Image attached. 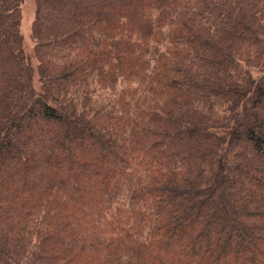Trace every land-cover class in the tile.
Wrapping results in <instances>:
<instances>
[{"label": "trees", "instance_id": "trees-1", "mask_svg": "<svg viewBox=\"0 0 264 264\" xmlns=\"http://www.w3.org/2000/svg\"><path fill=\"white\" fill-rule=\"evenodd\" d=\"M0 0V264H264V0Z\"/></svg>", "mask_w": 264, "mask_h": 264}, {"label": "rangeland", "instance_id": "rangeland-1", "mask_svg": "<svg viewBox=\"0 0 264 264\" xmlns=\"http://www.w3.org/2000/svg\"><path fill=\"white\" fill-rule=\"evenodd\" d=\"M35 0H23L20 13V33L27 52L32 50L31 26L35 16Z\"/></svg>", "mask_w": 264, "mask_h": 264}]
</instances>
